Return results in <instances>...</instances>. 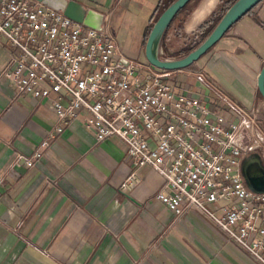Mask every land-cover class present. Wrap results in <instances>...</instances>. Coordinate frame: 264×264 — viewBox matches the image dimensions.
Listing matches in <instances>:
<instances>
[{"label": "crops", "instance_id": "crops-1", "mask_svg": "<svg viewBox=\"0 0 264 264\" xmlns=\"http://www.w3.org/2000/svg\"><path fill=\"white\" fill-rule=\"evenodd\" d=\"M70 1L78 15L101 13L102 26L116 35L127 58L147 60L146 42L162 0ZM201 5L191 30L215 8ZM11 54L0 38V264H261L203 211L177 217L156 198L164 180L150 167L139 169L138 184L123 187L135 169L126 144L118 137L97 141L79 120L52 139L32 166L18 161L19 154L39 148L58 119L49 102L17 94L4 79ZM205 56L201 69L214 83L246 107L261 106L264 0L193 64ZM189 67L175 73L177 88L215 105Z\"/></svg>", "mask_w": 264, "mask_h": 264}, {"label": "built area", "instance_id": "built-area-1", "mask_svg": "<svg viewBox=\"0 0 264 264\" xmlns=\"http://www.w3.org/2000/svg\"><path fill=\"white\" fill-rule=\"evenodd\" d=\"M0 38L12 47L4 79L17 94L49 102L58 119L39 148L18 161L32 166L79 120L97 141L126 144L135 169L123 187L138 184L139 169L150 167L164 180L156 198L177 217L205 212L264 264V193L251 190L242 174L246 154L264 159L259 108L242 105L203 71L195 76L215 105L183 92L174 82L181 70L129 59L109 27L87 26L38 0H0ZM160 54L174 59L163 47Z\"/></svg>", "mask_w": 264, "mask_h": 264}, {"label": "water", "instance_id": "water-1", "mask_svg": "<svg viewBox=\"0 0 264 264\" xmlns=\"http://www.w3.org/2000/svg\"><path fill=\"white\" fill-rule=\"evenodd\" d=\"M56 10L63 11L69 17L82 21L85 25L101 29L103 15L94 10L78 15V7L70 0H38ZM192 0H174L157 18L147 38L146 59L153 65L167 70H182L189 67L205 55L216 43L262 0H236L224 13L210 34L188 54L165 59L161 56L162 41L165 33L175 19L178 12ZM258 91L264 99V67L257 78ZM242 174L247 186L257 193H264V164L257 153L247 155L243 159Z\"/></svg>", "mask_w": 264, "mask_h": 264}, {"label": "rangeland", "instance_id": "rangeland-1", "mask_svg": "<svg viewBox=\"0 0 264 264\" xmlns=\"http://www.w3.org/2000/svg\"><path fill=\"white\" fill-rule=\"evenodd\" d=\"M170 1L171 0H167V2ZM201 3L202 0H192L189 3L188 8L172 21L170 29L165 33L163 38L162 46L166 53L165 56H171L174 58L182 57L187 54L186 50L188 48L197 47L202 42V38H201L202 36L200 32H198L199 26H201L205 21L218 17L222 13V4L219 2L220 4L219 3L217 4V6L213 9L211 14H209L198 25H196L193 30H189V28L186 27V24L189 25L191 23L194 16V11L197 7L201 5ZM209 9L210 7L208 8V10ZM162 12H160L159 15ZM205 57L206 58L204 57L202 58L200 63L193 64L192 66L189 67L188 74L190 76L195 78L196 73L198 71L203 70L201 69L202 65L205 66V61L206 59H208V56ZM225 90L227 91V89ZM259 99L261 106H257V108H259L260 116L262 118V122L264 125V99L262 98L261 95H259Z\"/></svg>", "mask_w": 264, "mask_h": 264}, {"label": "trees", "instance_id": "trees-1", "mask_svg": "<svg viewBox=\"0 0 264 264\" xmlns=\"http://www.w3.org/2000/svg\"><path fill=\"white\" fill-rule=\"evenodd\" d=\"M174 0H171L170 2H167V0H162L161 1V4L157 7V12H162L164 11ZM236 0H221V4H222V13L214 18V19H210L208 21H205L201 26H199L198 28V32H200L201 34V38H202V41L210 34V32L213 30V28L217 25V23L219 22V20L222 18V16L224 15V13L232 6V4L235 2ZM188 5L187 4L183 9H181L178 14L176 15V17L178 15H180L181 13H183L187 8H188ZM257 6V5H256ZM255 6V7H256ZM254 7V8H255ZM253 8V9H254ZM253 9L251 11H249L247 14H249L250 12L253 11ZM246 14V15H247ZM214 16V14H213ZM159 17V14L158 16L156 17V20L157 18ZM152 29V27H151ZM150 29V31H151ZM196 48V47H195ZM194 49V47L192 48H188L186 51H187V54L192 51Z\"/></svg>", "mask_w": 264, "mask_h": 264}, {"label": "clouds", "instance_id": "clouds-1", "mask_svg": "<svg viewBox=\"0 0 264 264\" xmlns=\"http://www.w3.org/2000/svg\"><path fill=\"white\" fill-rule=\"evenodd\" d=\"M215 2H216V0H202V5L201 6L202 7H204V6H210V7L214 8L215 7ZM186 27H188L189 30H191L190 25H187L186 24Z\"/></svg>", "mask_w": 264, "mask_h": 264}, {"label": "flooded vegetation", "instance_id": "flooded-vegetation-1", "mask_svg": "<svg viewBox=\"0 0 264 264\" xmlns=\"http://www.w3.org/2000/svg\"><path fill=\"white\" fill-rule=\"evenodd\" d=\"M257 153V152H256ZM259 156H260V158H261V160H262V162H263V164H264V159L262 158V155L260 154V153H257Z\"/></svg>", "mask_w": 264, "mask_h": 264}]
</instances>
